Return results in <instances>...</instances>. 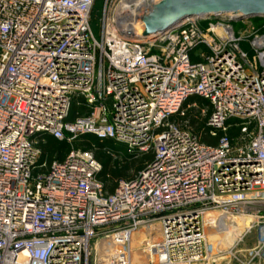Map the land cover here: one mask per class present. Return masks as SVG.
<instances>
[{"label":"built area","instance_id":"2783aa9c","mask_svg":"<svg viewBox=\"0 0 264 264\" xmlns=\"http://www.w3.org/2000/svg\"><path fill=\"white\" fill-rule=\"evenodd\" d=\"M124 1L103 0L96 38V0H0V264H133L144 228L159 236L149 264H211L207 231L246 217L217 253L264 264V33L192 18L134 38ZM194 95L215 145L170 120ZM79 100L88 111L72 114ZM84 135L153 157L112 193L90 149L41 159L43 137Z\"/></svg>","mask_w":264,"mask_h":264},{"label":"trees","instance_id":"16d2710c","mask_svg":"<svg viewBox=\"0 0 264 264\" xmlns=\"http://www.w3.org/2000/svg\"><path fill=\"white\" fill-rule=\"evenodd\" d=\"M97 2L100 5L102 4V0H96L94 8ZM87 111L88 109L82 100L78 101V105L75 102L72 105V114H83ZM210 111L211 107L209 103L202 97L194 95L183 103V114H174L170 116V120L180 125L185 122L187 128L193 134L197 135L201 142L208 145H215L220 135L218 134V136L212 137L209 134V128L206 122ZM38 147L41 150V159H46L48 162L54 158L62 160L72 147L75 149L92 150L95 158L102 166L101 171L97 175V179L103 182L104 188L108 193H112L115 190L120 180L131 179L153 157L151 151L128 154L123 146L115 145L112 140H99L92 135L81 136L73 142L72 146L65 141H59L51 136H46L39 141ZM117 147H120L121 150L117 149ZM111 155L113 158L115 157L120 160V163L112 161ZM105 158L109 160H105Z\"/></svg>","mask_w":264,"mask_h":264},{"label":"water","instance_id":"95a60500","mask_svg":"<svg viewBox=\"0 0 264 264\" xmlns=\"http://www.w3.org/2000/svg\"><path fill=\"white\" fill-rule=\"evenodd\" d=\"M192 18L227 23L264 19V0H156L142 10L139 33L144 38L159 36Z\"/></svg>","mask_w":264,"mask_h":264},{"label":"rangeland","instance_id":"374dc122","mask_svg":"<svg viewBox=\"0 0 264 264\" xmlns=\"http://www.w3.org/2000/svg\"><path fill=\"white\" fill-rule=\"evenodd\" d=\"M102 8H103V0H102L101 5L99 2H97L96 6L93 10V13H92L91 28H92L93 34L96 38L99 37V25H100L99 19L102 16ZM113 14L115 15V11H112V15ZM233 24H234V27L236 29L241 28L244 32L245 31L250 32L251 28H253V30L256 32L264 33V19H262V18H254V19L244 20V21H242V23H233ZM241 48L245 52H247L249 54V56H251V53L249 52V49H248V46L246 43H241ZM182 125L187 127L185 122ZM117 149L121 150L120 147H117ZM105 160H109V159L105 158ZM111 160L114 162L120 163V160L116 159L115 157L113 158V156L111 157ZM207 232H208L207 239H208L209 248H210V255L212 257L213 256L216 257V258H214V263L211 262V264H227V263L232 264V262H230L231 257L229 254H218L217 253V250L225 251L231 247V245L233 243V239L231 238V236H230V238L227 237L226 239L222 238V237L219 238V242H221V244H220V246H218L216 238L214 236L211 238V240L209 242V236L216 233V230L209 229ZM152 235H156V236H153V237H155V239H152V241L149 243L148 237H150ZM158 240H159L158 233L152 232V230H148V229L144 228V229H140L139 231L135 232L132 235L131 241L129 244V248H130V250H132L129 261L132 262L133 264H149L150 257L152 256L151 248L149 246L153 247L152 245L157 244ZM254 241H255V231L253 230L252 233L249 234L244 239L243 242L239 243L236 246V249L249 247L253 244ZM152 260L154 261L155 258H153ZM108 263L110 264V262H108ZM108 263L102 262V264H108Z\"/></svg>","mask_w":264,"mask_h":264},{"label":"bare ground","instance_id":"6f19581e","mask_svg":"<svg viewBox=\"0 0 264 264\" xmlns=\"http://www.w3.org/2000/svg\"><path fill=\"white\" fill-rule=\"evenodd\" d=\"M152 1L153 0L124 1L116 11L115 15L118 26H120L124 32H132L134 38L143 37L139 33L141 25L139 22V16L141 15L142 10L146 8ZM249 220V217L232 220V223H227L226 227L216 229V233L209 236V242L214 236L216 238L218 246H220L221 242H219V238L222 237L226 239L227 237L230 238L231 236V238L233 239L232 245H234L235 241L239 238L240 235L243 234V232L249 225ZM152 238L153 237L148 238L149 243L151 242Z\"/></svg>","mask_w":264,"mask_h":264}]
</instances>
